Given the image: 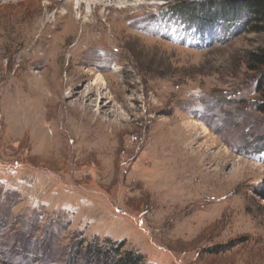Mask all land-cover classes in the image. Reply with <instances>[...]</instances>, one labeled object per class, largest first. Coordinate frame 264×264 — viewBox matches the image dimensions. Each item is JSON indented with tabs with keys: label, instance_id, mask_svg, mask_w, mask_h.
<instances>
[{
	"label": "rangeland",
	"instance_id": "374dc122",
	"mask_svg": "<svg viewBox=\"0 0 264 264\" xmlns=\"http://www.w3.org/2000/svg\"><path fill=\"white\" fill-rule=\"evenodd\" d=\"M90 1L0 0V264H264V19Z\"/></svg>",
	"mask_w": 264,
	"mask_h": 264
},
{
	"label": "trees",
	"instance_id": "16d2710c",
	"mask_svg": "<svg viewBox=\"0 0 264 264\" xmlns=\"http://www.w3.org/2000/svg\"><path fill=\"white\" fill-rule=\"evenodd\" d=\"M184 0H179L183 3ZM222 12L235 11L237 8L244 7L258 18L264 19V0H221ZM251 69L264 67V51L253 54L250 59ZM261 88L264 87V75L261 79ZM80 252L87 257L88 263L94 264H152L148 262L145 256L134 249L125 248L124 241L106 239L104 244L99 240H91L85 243V240L78 244ZM78 253V254H79Z\"/></svg>",
	"mask_w": 264,
	"mask_h": 264
},
{
	"label": "bare ground",
	"instance_id": "6f19581e",
	"mask_svg": "<svg viewBox=\"0 0 264 264\" xmlns=\"http://www.w3.org/2000/svg\"><path fill=\"white\" fill-rule=\"evenodd\" d=\"M89 3H92L90 0H87ZM100 1V0H99ZM101 1H104L105 3L108 1V2H111V3H120V4H122L121 2L122 1H120V0H101ZM100 1V2H101ZM100 4V3H99ZM67 5H68V7H70L71 6V3L70 2H68L67 3ZM82 5H83V3H81L80 5H79V8H82ZM84 6V5H83ZM69 15V13L66 11L65 13H63V15H62V19L60 20L61 22H63V21H66L67 19H70V20H72V18L71 17H69L68 16ZM90 15V13H87L85 16H89ZM65 17V18H64ZM79 19V18H78ZM85 20V19H84ZM59 21V22H60ZM73 21V20H72ZM87 22H89V21H87ZM60 49V48H59ZM57 51V50H56ZM94 83H96V84H100V83H103L104 84V80L102 79V77L101 76H98L95 80H94ZM205 130H206V128H204Z\"/></svg>",
	"mask_w": 264,
	"mask_h": 264
}]
</instances>
